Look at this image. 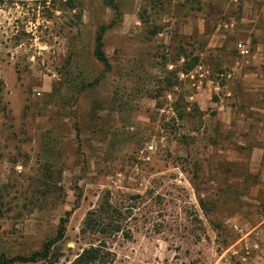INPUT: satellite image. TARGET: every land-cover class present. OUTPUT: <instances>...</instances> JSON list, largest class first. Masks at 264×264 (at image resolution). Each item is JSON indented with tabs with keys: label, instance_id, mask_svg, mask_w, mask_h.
Wrapping results in <instances>:
<instances>
[{
	"label": "rangeland",
	"instance_id": "374dc122",
	"mask_svg": "<svg viewBox=\"0 0 264 264\" xmlns=\"http://www.w3.org/2000/svg\"><path fill=\"white\" fill-rule=\"evenodd\" d=\"M114 1L110 71L87 86L102 72L97 28L116 18L103 0H0V254L39 250L70 211L53 248L69 264L89 245L86 212L108 192L132 209V237L110 240L111 264H264L252 149L264 140V58L237 73L243 84L231 57L202 54L204 40L181 25L208 13L202 0ZM245 1L264 44V0ZM175 61L200 68L180 75Z\"/></svg>",
	"mask_w": 264,
	"mask_h": 264
},
{
	"label": "trees",
	"instance_id": "16d2710c",
	"mask_svg": "<svg viewBox=\"0 0 264 264\" xmlns=\"http://www.w3.org/2000/svg\"><path fill=\"white\" fill-rule=\"evenodd\" d=\"M103 3L113 11L116 18L112 19L108 24L100 25L97 28L94 38L93 57L102 66V72L99 78L88 83L87 86L98 84L105 74L110 71V65L104 52L103 38L107 30L116 25L121 18V13L114 0H103ZM152 33L156 34L157 30H154ZM192 67L193 65H187L184 71ZM69 215L70 211L65 213V217L59 221L55 236L47 239L39 250L33 251L27 256L17 255L11 258L0 254V264H56L60 259V255L54 253L53 248L65 235ZM131 215L132 209L113 204L110 194L107 192L101 197L96 207L86 212L80 229V235L89 240V245L82 248L81 252L69 264H111L115 254L110 248V240L118 235L125 240L131 239L132 232L129 227Z\"/></svg>",
	"mask_w": 264,
	"mask_h": 264
},
{
	"label": "crops",
	"instance_id": "0c3cea01",
	"mask_svg": "<svg viewBox=\"0 0 264 264\" xmlns=\"http://www.w3.org/2000/svg\"><path fill=\"white\" fill-rule=\"evenodd\" d=\"M182 2H184V0H175V4ZM202 2L207 5L208 13H201L202 11L192 13L190 11L192 16L188 14L186 16L187 18H184L185 21L181 24L183 26L182 32L185 35V38L195 37L198 42H202L201 39H203L204 45L201 46L200 50L202 54L212 56L221 51L227 57H231L228 65H232V69L235 72V77L238 82L243 81V84H245V78H241L237 73L243 69H248L250 66L253 67L254 70L261 68L262 64L260 61V55L264 58V44H260L253 34L252 21L254 19L248 18L245 15L246 6L252 7L254 3L249 4L245 0H202ZM193 34L196 36L190 37ZM238 44H243L248 49V55L246 57L242 56L247 58L246 61H239V52L237 50ZM259 50H261V52H259ZM197 68L200 67L197 66ZM197 68L184 71L183 63L181 61H175V72L180 75L189 74L191 76ZM252 84L253 87L250 88H246L245 85H243V91L253 92L257 90L258 86L254 83ZM232 93V90H226V96H229ZM250 105L252 106L255 104L250 103L249 106ZM219 106L222 109V112L225 105L220 104ZM234 116H236L235 113H233V115L228 113L229 118L233 119L235 118ZM241 116L244 115L241 114ZM247 127L249 128L248 124ZM252 149L259 153L258 181L259 184L264 185V140L258 146L253 144ZM237 153L241 155L240 152ZM247 166H252L251 162L247 163Z\"/></svg>",
	"mask_w": 264,
	"mask_h": 264
},
{
	"label": "built area",
	"instance_id": "2783aa9c",
	"mask_svg": "<svg viewBox=\"0 0 264 264\" xmlns=\"http://www.w3.org/2000/svg\"><path fill=\"white\" fill-rule=\"evenodd\" d=\"M237 50L241 56L246 57L248 55V49L243 44H238Z\"/></svg>",
	"mask_w": 264,
	"mask_h": 264
}]
</instances>
